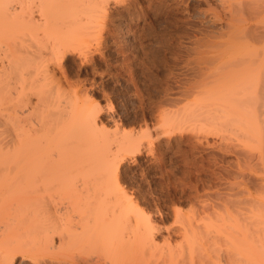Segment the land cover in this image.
<instances>
[{
	"label": "bare ground",
	"instance_id": "bare-ground-1",
	"mask_svg": "<svg viewBox=\"0 0 264 264\" xmlns=\"http://www.w3.org/2000/svg\"><path fill=\"white\" fill-rule=\"evenodd\" d=\"M185 1L187 2L185 10L187 11V34L185 33V37H182L185 39L181 59L183 73L179 74V78L177 74H172L174 85L170 89L171 100L168 101L171 105L168 130L173 135H186L198 144L215 148L221 157H231L226 162L228 166L226 169L231 171V179L239 178L238 182L233 180L236 183L232 182V184L246 186L248 182L250 183L247 180L251 177L252 183L256 181L257 185L256 194L248 191L246 195V192L242 195L240 193L241 197L238 198V191L231 196H234V199L237 197L239 202H251L264 207V0ZM195 2H199L196 10H194L195 7L193 8ZM97 10L100 11L98 8ZM80 12L77 0H0V192L8 187L11 189L10 186L13 185L15 188L23 187L20 189L29 191L31 194L52 184L67 185V192L71 188L75 190L78 186L81 187L80 191L77 188L78 192H75L78 199L74 198V191L72 196V193L66 192L71 197L64 194L68 199L72 198V202L76 199L72 206H76V214L73 215L77 220L74 222L71 220L73 225L76 222L75 226L69 225L71 227L68 226V229L66 224L59 231L57 248L60 251L62 248L67 249L66 246L78 247L75 244L77 242L80 246H83V243L88 244L89 250L96 245L94 251L97 250V246H100L99 254L101 253L109 264H202L204 260H208L211 264H218L221 257L233 259L234 255L235 258L236 256L239 258L237 261L239 264H253L254 251L250 250L255 243L252 244L245 237L248 235L241 230L243 228H239L245 224L239 221L237 224L236 222L232 224L239 226V229L235 227L238 231H243L239 233L243 239L238 237L240 240L236 241L234 237L236 244H231L234 248L226 253L211 248V241L203 240L208 236L202 238L201 233L205 232L200 233L202 227L205 230L207 228L201 225L200 230L199 225L195 223L192 225V221L191 224L187 223L189 221L187 218L186 224H183L185 220L182 221L181 227L175 232L178 240L173 241L172 236L170 237V234L165 231L167 235L162 238L163 244L167 245L166 250L160 251L159 256L151 254L152 261L151 257L149 260L147 258L150 255L145 256L146 249L151 250L158 245L152 233L153 226H150V221L149 224L146 222L148 220L141 219L143 222H140L138 214L135 215V207H132L130 201L126 203L118 200L123 194L120 187L116 185L117 166L112 169L107 161L110 152L104 145L102 146L106 137L103 138L104 135L98 129L97 106L95 108L87 97H81L79 90L71 89L66 94H63L64 91L60 93L61 88H64L62 85L72 86L61 77L68 68L69 56L76 53V48L81 44H85L78 43L81 37L78 25L84 21L81 16L79 17ZM89 13H92L91 10ZM87 22L88 19L85 25L81 24L80 30H83V26L85 28ZM85 30L82 35L86 32ZM83 45L80 46L81 49L85 47ZM178 48L181 49V47ZM177 54L175 52L174 56ZM231 173H228L229 176ZM226 174L225 176H228ZM226 180L228 182V178ZM57 181L61 183H56ZM114 181L116 183H113ZM110 183L113 187L115 186L114 189H118L116 192L113 190L112 193L118 195L117 193L120 192L121 194L118 195V202L115 201L116 196L113 199V202L117 203L111 202L112 199L111 203L106 202L105 197L108 202L110 198L108 195L111 191L108 189L111 186ZM232 184H229L230 187ZM98 187L102 189L99 190ZM97 189L100 194L103 191L102 195L99 196L97 204L94 203V207L87 213L86 210L91 205L81 209V203L78 202L82 201L81 196L87 197L91 191L94 193ZM44 192L47 197L50 196L47 190ZM24 194L25 192L22 193ZM39 198L37 195H31L32 200ZM79 199L81 200L74 205ZM42 201V208H44L45 203L44 200ZM71 201H69L70 205ZM37 203L34 205L36 206ZM88 203L90 204L91 201ZM26 204L29 205V203ZM84 206L86 207L84 204L82 208ZM33 208L32 204V210L36 212L37 207ZM42 208L40 205L38 209L41 212H47L44 210L47 209L46 207ZM34 212L25 213L24 220L32 219L31 215H36ZM39 214L37 217L41 215ZM90 214L92 217L89 216ZM131 214L134 220L130 217ZM251 217L264 223V213L261 214L258 210L251 211ZM38 219L42 218L38 217ZM72 219L74 220V217ZM21 220L27 224V221ZM35 221L37 218L31 223ZM207 224L211 225L210 227L208 225L211 228L215 227L216 222L214 223L213 220ZM35 225H31L32 228L26 232L31 234L32 230L35 232L40 230H36L39 225L36 226L37 228ZM1 233L4 232L1 230ZM51 233V236L48 235V231L47 235H43L46 242L42 238L44 242L41 246L42 250L56 248L57 245L53 244V234L56 232ZM237 233L236 236H238ZM247 233H249L248 230ZM23 235L25 234L22 233ZM56 237L58 238V235ZM29 239L28 237L20 244L16 243L19 246L24 245V249L16 245L13 247L20 248L23 251H21L22 254L33 249L37 251L36 240L30 245V241H27ZM170 241L175 242L174 245H171ZM3 244L12 250H7L11 251V254L5 253L0 256V264H12L13 253H15L13 250L17 252L19 249L8 246L10 244L8 242L1 243ZM86 245L78 248L88 250ZM3 247H1L2 250ZM255 248L254 246L253 250ZM152 252L153 250L150 251ZM255 257L261 259L258 255Z\"/></svg>",
	"mask_w": 264,
	"mask_h": 264
},
{
	"label": "rangeland",
	"instance_id": "rangeland-1",
	"mask_svg": "<svg viewBox=\"0 0 264 264\" xmlns=\"http://www.w3.org/2000/svg\"><path fill=\"white\" fill-rule=\"evenodd\" d=\"M82 2L84 3L83 5L81 4ZM197 3L199 4V2L194 3V10L198 8ZM77 4L78 11L82 12L79 13V17L81 16V19H84L83 22L81 21V24L85 25L88 19V25L86 23L87 27H82L83 30L87 28L83 34L85 37L82 35L83 30H80L81 24L78 25L79 31H81L79 32V36L81 35V37H79L78 43L84 42L87 45L81 44V47L82 45L85 46L81 49L80 46L78 47V44V48L75 50L77 52L69 56L68 63L70 66L67 63L68 68L65 69L67 74H61V77L65 82L71 83L72 86H67L64 83L68 88L62 85L64 88H61L62 92L60 91V93L64 91L63 94H66L71 89L79 90L81 97H87L91 101V104L95 105V108L96 106L98 108L96 110L98 129L104 135L101 136L103 138L106 137L105 141L103 140L102 146L104 145L110 152L107 157V161L111 164L110 168L112 167L113 169L117 166L118 181L117 183L115 181L113 183H116L120 187L123 194V197L121 196L119 199L118 195L120 192L118 191V195L112 193L113 190L116 192L118 189H114L115 186L113 187L112 183H110L111 186L108 187L109 191L111 190L108 192L110 197L109 202L105 194L103 195L106 198V202H113L115 196V201L117 202L118 200H122L129 203L130 201L132 207H135V215L137 216L138 214L140 222L148 220L146 222L149 224L150 221V226H153V229L152 227L151 229L155 235V242L158 244L155 247L158 246L159 251L156 252L158 249L155 247L151 249L153 250L152 253H150L151 250L146 249L144 254L145 256L150 255L147 257L148 260L151 257L152 261V256H155V254L159 256L160 251L166 250L167 245L163 244V238L166 237L167 232L170 234V237L172 236L173 241L175 239L178 240L175 234L176 230L181 227L182 221L184 222L185 220L183 224H186V221L189 220L190 222L187 221V223L191 224L192 221V225H199L198 229L200 230L202 226H205L207 229L205 230L202 227L203 231L201 230L200 233H206H201L202 238L208 237L203 240L206 241L207 239L208 242L211 241L210 247L222 253H226L231 248H234L232 245L236 244L235 240L237 241L238 237L242 238L241 235L239 236V233L244 231L245 235H248L245 237H247L249 242L252 244L257 243L256 245L254 244L255 250H253V245L252 250H250L251 252L254 251L252 253V256L254 255V263L263 264L264 223L262 224L260 220H254L251 217V211L257 212L258 210L262 214L264 213V207L259 204L257 206L251 202H239L236 199L237 197L240 198L242 193L246 192V195L248 191L256 194V181L252 183V178L250 177L251 179L249 178L247 181H250L252 184L248 182L246 186H237V184H235L237 187L234 186L232 182L236 179H231L232 173L226 169L228 168L226 162L231 157H221V154L217 153L218 151L215 148H211L205 144H198L186 135H173L168 130V116L171 109L168 101L171 100L170 89L174 85L172 74H177L179 78V74L183 73L181 72V59L183 53L182 46L185 44V39L182 37H185V33L187 34V11H185L187 9V2L185 0H77ZM86 4L89 6L92 4V8ZM90 10L92 13H89ZM84 13L87 15V18ZM90 17L92 18L90 19ZM178 47H181V49ZM89 52L91 53L89 54ZM175 52L176 54L178 53L176 56H174ZM106 134L107 136H105ZM60 144L58 143V146ZM225 164L226 166H224ZM223 168L224 170H222ZM223 171L231 173V176ZM225 174L228 176H225ZM226 177L228 178V182ZM237 180L239 181V178ZM237 180L236 182H238ZM56 183L61 182L57 181ZM229 184H232V187ZM57 185H50L51 191L48 186H46L48 189L44 188L38 192L33 191L36 194H31L29 191H24V189L21 190L23 187L16 186L18 188H15V185L10 186L11 189L9 187L5 188L7 193L5 190L0 192V196L3 194H5L3 196H7L6 199L3 196L0 198V203H3L2 207H0L2 211V213L0 211V233L1 230L4 232L0 234V256L5 253L11 254V251L8 252L7 250H12V248L6 247V244V246L3 244V247L1 243L8 242L11 244H8V246L13 247L17 242L20 244V242L28 239V237L30 239L34 237L35 239L27 241H30L29 243L32 245L31 242L36 240L35 245H37L38 250L35 251L33 249L34 251L31 250L22 254V250L18 247L24 249V245L19 246L17 244L16 246L18 247H13V249L19 250L17 252L13 250L15 253L12 251L14 256L12 264H102L103 261V264H109V262H106L107 259L105 260V257L101 256V253L99 254L98 248L100 246H97V250L95 249L94 251V246L96 245L92 246L93 248L90 245L93 250L91 248L89 250L88 244L83 243L84 247L85 245L88 246V250L87 248L80 249L78 247L83 246L75 242L78 247L68 246V249L66 246L67 249L62 248V251L58 250L59 231L66 224H68L66 227L76 225V222L75 225L71 223L77 220L74 216L76 214V206L72 205L78 199L75 192L80 191L81 187L78 186V190L77 188L71 190V188V191L67 192V185ZM63 186L64 189L62 188ZM102 187H104L103 183ZM100 189L102 188L100 187ZM46 190L51 197L49 195L47 197L46 192H44ZM99 190L94 193L91 191L87 197L81 196L82 201L84 198H88L87 202H85V199L83 202L79 199L74 205L78 201H80L78 203H81V209H85L89 207L87 205H91L86 210L88 213V210L94 207V203L95 205L97 204L99 196L101 197L102 195L103 191L100 194ZM72 191H74V198H76L73 199V202L71 201L72 198L68 199V197L73 195ZM238 191L239 193H237ZM21 192L28 193L29 195L24 194V196ZM66 192L68 194L72 193L71 196L67 195ZM232 193L238 194H234L235 196L237 195L235 197L236 201H234V196H231ZM31 195L39 196L40 201L39 199L32 200ZM77 197L79 196L77 195ZM125 198L128 199L126 200ZM111 199L112 201L110 202ZM230 199L233 200L231 201ZM42 200L45 203L44 208L46 207L47 209L42 208ZM88 200L91 201L90 204ZM69 201L72 202L71 205ZM26 203H29V205ZM35 203H37L36 206L34 205ZM32 204L34 208L37 207L38 213L36 209V212L32 210ZM54 204L56 205L54 206ZM82 204H85L86 207L82 208ZM40 205L47 212H41L39 210ZM26 209L29 211V214H32V211L36 213L35 216L31 215L33 218L31 217L32 219H30L32 221L37 218L35 223L32 224L28 219L24 220L25 213L28 214ZM67 212L68 215H66ZM38 214L40 215L38 217L42 219H38ZM132 215L130 217L134 220ZM221 216L222 218H219ZM72 217H74V220ZM204 218H206V222L203 220ZM21 219L27 221V224H24ZM213 220L216 224L211 229L209 228L211 226L209 225L210 223L207 224V222H213ZM237 221L241 224L243 223V225L245 224L247 229L245 225L242 227L238 226L240 229L243 228L241 229L243 230L242 232L238 231L239 228L235 225L233 226L234 222L237 224ZM34 224H36L35 227L39 225L40 227L37 226L36 230H40L36 232L32 230L33 233L31 234L27 233L32 228L31 225L34 226ZM4 225H9L10 227H5ZM2 226L4 230L1 228ZM234 230L236 233L238 232V236H236ZM247 230L249 233H247ZM47 231L50 236L52 235L51 232H56L53 234V244L54 246L57 245L55 249H41L42 244L46 242L44 236L47 235ZM21 232L25 235L22 236ZM57 235L58 238L56 237ZM234 237L235 240H233ZM209 238L211 239L209 240ZM173 241H170L171 245H174L175 242ZM1 247H3V250ZM26 247L28 246L26 245ZM232 250L236 251L235 249ZM256 255L260 256L261 259L256 258ZM221 258L218 264H239L237 262L239 258L237 256L235 258V255L233 259L224 256ZM201 263L211 264L208 260H204Z\"/></svg>",
	"mask_w": 264,
	"mask_h": 264
}]
</instances>
